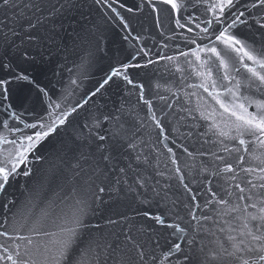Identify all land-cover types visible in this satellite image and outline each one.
Wrapping results in <instances>:
<instances>
[{
	"label": "snow or ice",
	"instance_id": "6c2138e0",
	"mask_svg": "<svg viewBox=\"0 0 264 264\" xmlns=\"http://www.w3.org/2000/svg\"><path fill=\"white\" fill-rule=\"evenodd\" d=\"M161 2L175 14V25L187 34H193L183 36L189 48L179 55L191 56L199 61V68L203 71H197L196 75L204 82L198 87L222 110L218 113L220 122L215 119V108L206 116L201 114L202 119L213 121L203 135L211 132L215 137L212 144L216 151L194 154L187 147L180 146L189 158H207L199 165L193 164L190 169L185 165L186 172L181 168L173 147L167 143L163 145L173 165V174L166 179H176L182 187L187 201L183 203L187 219L180 214V202L169 197L170 184L165 183L161 187L157 180L149 187L154 177L147 175L146 170L158 168V156L153 160L142 151L144 121L141 120L138 126L129 125L124 119L123 105L105 110L103 105L94 103L98 95L103 96L113 84L123 81L137 90L139 100L149 109L148 118L163 136L165 129L152 108V101L145 99V85L134 82L128 75L130 68L147 67L156 61L148 59L143 65L131 61L118 62L110 66L94 88L85 93L82 102L77 101L74 106L66 108L63 104L52 103L49 97L44 113L33 115L30 123L21 119L22 114L15 110L11 102L5 103L10 100L9 85L12 81L27 82L39 93L48 96L45 87L26 70L17 71L8 59L10 48L20 51L16 39H20L21 44L27 43L40 49V57L45 53L55 56L67 51L70 41L72 48L82 53L80 65L74 67L83 68L90 58L103 51L101 38L96 35L97 27L89 25L91 6L107 9L115 14L124 29H128V22L114 6L124 9L126 5L121 0H91V4L88 0H0V71L8 74V78H0V109L7 117L0 119V129L19 133L12 140L0 134V142L14 146L13 151L0 152V194H7L16 177H29L32 174L30 155L42 159L35 154L50 138L60 135L61 129H67L72 124L74 114L84 113L83 119L73 125L72 138L65 141L60 159L77 185L63 226L58 233L51 234L55 236L54 240L41 245L18 233H15L14 239L13 233L5 228L10 223L5 218L0 223V228L5 229L0 231V237L12 240V243L11 246L7 242L0 244V262L38 264L35 257L39 256L42 257L39 264H100V257L103 256L104 264H108V260L111 264H161V261L165 264H173V261L174 264H264V151L257 155L250 150H264V99L244 94L255 90V93L264 96V0H195L193 7L205 6V13L210 14V18L197 22L199 17L189 14L186 23H181L184 6L179 0ZM147 3L156 11L153 0H147ZM142 7L143 4L137 10ZM85 8L89 11L85 12ZM126 10L133 11L130 7ZM238 26H244L248 33L242 32ZM257 34L259 40L256 39ZM142 53L148 55L141 48L131 59L135 60ZM200 53L206 54L207 59H203ZM21 56L29 63L36 60L29 55L28 49H24ZM159 59L171 61L174 57L160 56ZM213 66L217 72H222V81L231 82V87L224 86L230 100L222 98L218 82L213 79ZM241 71L243 79H238ZM71 84L77 85V80H72ZM252 106L255 110L250 111ZM9 120L19 121L23 127H11ZM167 139L169 137L164 136V140ZM156 175L165 177V172L156 171ZM188 176H192L191 181ZM190 184H198L199 187L194 190ZM201 189L208 196L202 204L198 195ZM148 191L152 192L151 199L145 196ZM121 193H133L139 205L147 206L134 214L151 221V225L137 228L132 218L121 215L119 221L109 217L106 223L128 224L123 241L117 237L110 242L103 235H91L93 228L97 231L100 228L99 225H92L89 219L95 214L93 205L100 207L106 204L104 194H110L109 199H117L121 198ZM161 201L167 210L153 211L154 205L156 209L161 207ZM169 204L170 208L167 207ZM54 207L49 203L47 208L40 209L41 216L49 217ZM25 211L31 213L32 209H21L20 214ZM155 226L166 230V240L170 241L159 255L157 250L161 245ZM133 228L137 233L135 237ZM29 231L36 236L42 234L35 226ZM202 233L213 239L206 244ZM85 235L88 236L87 241ZM16 239L23 243H17ZM85 244L87 246L82 248Z\"/></svg>",
	"mask_w": 264,
	"mask_h": 264
},
{
	"label": "water",
	"instance_id": "95a60500",
	"mask_svg": "<svg viewBox=\"0 0 264 264\" xmlns=\"http://www.w3.org/2000/svg\"><path fill=\"white\" fill-rule=\"evenodd\" d=\"M126 5V8L121 9L118 5L120 14L125 18L129 24L128 29H124L115 14L107 9H102L99 6H91V15L89 17V25H95L98 29L96 35L101 38L100 46L103 51L98 53L94 58H90L89 63L83 68L74 67L80 65L81 51L74 49L71 42H68L67 51H61L60 54L55 56H48L47 53L43 57L39 56L40 49L32 48L27 43L21 44L20 39H16V44L20 47V51L10 48L8 50V59L16 67L17 71L26 70L42 87L48 91V96L39 93L32 85L24 81H12L9 85L10 100L18 113H21V119L26 122H32L33 115H42L44 110L48 107L49 97L52 103L63 104L66 108L74 106L77 101H81L85 93L94 88V85L100 80L104 74L109 70L110 66L118 62H129L133 64H145L148 59L156 61L147 67L135 68L132 67L128 70V75L134 82L143 83L145 85V99L152 101V108L157 117L160 119L164 126L165 132L160 135V129L156 128L154 122L149 117V109L139 100L137 90L133 89L131 85H125L123 81H118L113 84L103 96H97L95 99L96 104L103 105L105 110L119 108L121 105L124 107V119L129 125H139L143 120L145 127L141 130V135L144 139L142 151L145 155H150L153 160L158 156V168H148L146 174L154 177L150 182L154 184L157 180L160 181L162 187L165 183L171 185L169 189V197L178 200L179 211L181 215H185L183 203H186L185 194L176 179L168 180L166 177L172 176L173 165L169 159L166 149L163 147L167 143L169 147H173L176 157L179 160L180 166L186 172L184 166L187 165L190 169L193 164L199 165L201 160L207 158L195 156V159L189 158L184 152L183 147H187L190 152L194 154L200 151H216L212 141L215 137L211 132L207 136L203 135L208 125L212 120H205L201 118L203 113L208 115L213 108L217 111L215 117L217 122H220L218 113L222 111L218 105L211 100L207 93L198 85L202 82L201 77L196 75L197 71H203L199 68V61L194 57H183L179 53L181 51H188L189 45L183 39L187 34L185 30L178 28L175 25V14L169 9V6L162 3L161 0H153L156 6V11L147 3V0H121ZM184 6L181 15L184 19L181 23L187 22L189 14L199 17L197 22H201L210 18V14L205 13V6L193 7L195 0L190 3L189 0H179ZM91 4V0H88ZM143 4V7L138 11L137 8ZM130 7L132 12L126 9ZM85 12L89 9L85 8ZM108 17H112L111 20ZM203 27L204 25L201 24ZM239 29L245 34L248 29L244 26H238ZM255 27V26H254ZM189 36L193 34H187ZM127 37V39H125ZM139 37V39H137ZM259 40L257 34L256 37ZM251 43V41H249ZM167 45V47H164ZM259 46V44H257ZM143 48L148 55L143 53L132 60V56ZM28 49L29 55L36 57V60L29 63L25 61L21 52ZM203 59H207V55L200 53ZM160 56H172L173 60H161ZM191 61L192 63H188ZM71 69L72 71H69ZM182 69V71L178 70ZM213 79L218 82V90L222 94V98L231 99L227 93L224 92V86L231 87L229 81H222V72H217L215 66L212 67ZM243 71L238 79H243ZM0 78H8L5 71H0ZM77 80V85H72L71 81ZM160 87H156V85ZM196 86V87H193ZM211 91V88H209ZM195 93V95H192ZM245 95H255L257 99H264V96L255 93V90L244 92ZM159 97H165L161 100ZM82 102V101H81ZM25 109L28 111L25 112ZM250 111L255 110L254 106L249 108ZM3 110L0 109V119L7 118L2 115ZM31 113L32 115H29ZM84 113L71 117L72 124L67 129H61L60 135L50 138V141L45 143L41 150L36 153V156H41L42 159H36L35 156L30 155V167L32 174L29 177L23 175L16 177L12 181L11 186L7 189V194H0V223H3L5 218L10 222L5 225V228L10 233H15L30 237L41 245L54 240L55 234L59 232L65 213H67L72 204L73 197L75 196L74 188L77 187L76 182L72 178V174L60 163L63 156V148L65 141L72 138L73 125L82 120ZM226 118V117H225ZM11 127H23L19 121L9 120ZM27 131V130H25ZM191 133V135H189ZM0 134L7 137L8 140L16 139L19 133L12 134L6 130L0 129ZM164 136L169 139L164 140ZM207 141V143H206ZM19 142V141H18ZM231 146V144H229ZM13 151L14 146L11 144H4L0 142V152ZM255 154H260L259 148L251 149ZM223 154V153H218ZM246 159H247V154ZM235 159V156H233ZM135 166V165H134ZM144 171L143 167L141 169ZM156 171H164L165 177L156 175ZM192 176H188L191 181ZM131 182V177L129 178ZM195 190L199 187L198 184H190ZM159 190V188L157 189ZM110 194H104L106 204L96 207L95 214L90 216L92 225H99V231L95 228L92 229L91 235H103L108 241H115L119 237L123 241L124 230L128 227L127 223H117L116 225H108L107 218L113 220H120L121 215H127L132 218V223L135 227L140 225L150 226L151 221H146L142 216H135V211L147 207L146 205H139L134 198L133 193L125 195L121 193V198L109 199ZM201 204L208 196L204 194L203 189L198 193ZM145 196L149 199L152 198V192L148 191ZM143 198V197H142ZM49 203L54 204V210L47 218H43L40 214V209L47 208ZM3 205H7L4 207ZM161 207L156 209L153 206V211H166L163 202H160ZM167 207H171L169 204ZM32 209L31 213L27 211L23 215L20 214L21 209ZM33 226L41 230V235H34L29 229ZM183 226V225H182ZM156 236L159 238L161 248L157 250V254L166 250V236L167 231L155 226ZM5 230L0 228V231ZM15 230V232H13ZM48 233L49 235H43ZM133 236H137L135 228L132 229ZM204 242L207 244L213 237L202 233ZM143 238V237H141ZM88 236L85 235L87 241ZM11 246L12 240H7L5 237H0V244L6 243ZM17 243H23L16 239ZM83 245L82 248L86 247ZM211 246V245H209ZM39 262L42 257H35ZM87 259V257H86ZM105 258L100 257V264H104ZM6 264V262H0ZM111 264V260H108ZM161 264L165 262L161 261ZM174 264V261H173Z\"/></svg>",
	"mask_w": 264,
	"mask_h": 264
}]
</instances>
